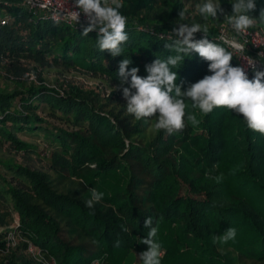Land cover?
I'll return each instance as SVG.
<instances>
[{
	"label": "trees",
	"instance_id": "obj_1",
	"mask_svg": "<svg viewBox=\"0 0 264 264\" xmlns=\"http://www.w3.org/2000/svg\"><path fill=\"white\" fill-rule=\"evenodd\" d=\"M122 2L124 7L119 11L127 17L125 31L129 39L122 45V55L113 57L107 50L98 49V30L87 37L82 35L87 24L53 22L42 13L22 6L20 0H0V21L8 20L6 25H0V144L16 153L35 151L34 144L20 141L14 135L24 129L34 131L43 123L42 119L30 114L36 109L35 101L48 103L52 117H58V111L75 126H90L96 118L93 114L97 95L73 84H68L66 91L60 94L41 82V71L64 65L73 66L84 74L101 76L112 88L119 90V94L108 98L107 101H111L123 97L117 76L123 59H130L129 69L137 67L138 75L146 77L145 65L156 58L163 60L175 55L165 44L172 43L171 31L176 23L184 22L179 21V12L183 10L181 1L166 0V7L155 15L151 14L155 0ZM233 2L221 3L226 14H231ZM256 3L250 15L258 18L264 0H256ZM214 21H223V16L219 19L209 17L207 22L202 19L186 22L206 23L209 27L207 38L229 51L217 39L219 26ZM204 35L198 32L195 38L201 39ZM230 63L239 66L234 55ZM208 64L193 52L173 68L181 90L185 91L210 75ZM33 72H36L35 79L31 76ZM248 78H254V71ZM185 103L186 113L194 115L197 123L185 118L186 126L182 131L168 134L156 130L153 138L143 145L133 141L139 135L140 121L132 123L128 116L112 110H108L107 119H102L116 145L124 148V141L130 143L124 154L101 160L98 173L106 175L114 186L125 182L123 203L133 216L138 240L123 231L121 222L106 212L95 206L88 209L81 199L57 193L45 174L12 163L2 166L20 181L0 175V228L7 231L13 222L12 215L17 214L15 232L22 241L20 250L32 246L52 264H91L95 255L88 256L82 246L69 244L61 238L59 222L48 213L51 210L88 234L106 262L122 264L131 253L139 256L148 247L141 239L149 231L144 227L149 214L137 204L139 200L134 192L137 176L129 157H136L142 160L141 167L152 180L154 191L150 203L161 215V233L155 238L161 244V264H233L219 250L225 248L264 262V135L250 130L242 115L226 107H216L205 114L193 108L190 100L186 99ZM107 105L99 104L97 109L102 110ZM55 138L61 144L60 136ZM62 141L66 143L67 139ZM81 147L90 154L95 151L88 144ZM77 148L68 149L63 144L60 149L50 150L47 160L51 169L69 178L77 176L81 167L79 159L73 161L64 153L72 150L75 154ZM161 181L166 183L163 193L158 192ZM113 190L110 186L108 191ZM164 194L167 200L160 209ZM32 197L40 204L32 202ZM228 228L236 229L235 239L227 243L214 242V237L223 235ZM4 236L0 235V252L7 251V256L0 264H45L22 251L17 252L19 248L4 250ZM117 240L119 247L115 246Z\"/></svg>",
	"mask_w": 264,
	"mask_h": 264
},
{
	"label": "clouds",
	"instance_id": "obj_2",
	"mask_svg": "<svg viewBox=\"0 0 264 264\" xmlns=\"http://www.w3.org/2000/svg\"><path fill=\"white\" fill-rule=\"evenodd\" d=\"M231 4L232 12L226 14L220 0H198L195 12L205 21L209 17L219 19V16H223V20L236 35L229 38L222 33L219 40L232 51L207 38L209 27L206 23L186 22L190 17L185 8L179 12V21L184 22L176 23L177 26L171 31L174 37L172 43L165 44V48L175 55H169L163 60L156 58L145 65L146 77L138 75L137 67L129 69L132 62L130 59H123L119 63L117 76L123 97L127 101L128 114L137 121L155 117L156 122L150 125L151 128L173 134L185 128V118L193 124L197 123L194 115L186 113L185 100L188 99L193 108H198L205 114L216 107H226L242 115L250 130L264 135V71L255 70L256 61L250 56L246 60L254 70L253 79L248 78L244 67H234L230 63L234 53L245 51V44L240 43L237 37L245 35L258 24H264V8H261L260 15L256 18L250 15L257 7L256 0H234ZM75 6L87 18V26L83 28L82 35L87 37L90 32L98 30V49L101 52L107 50L113 57L122 55V45L129 39L125 31L127 17L119 11L124 7L122 0H75ZM80 12L68 14L76 24L79 22ZM198 32L204 33V37L196 39L195 34ZM193 52L209 62L208 70L211 74L182 91L177 84V73L172 69L183 63L185 57L191 56ZM259 56H264V52ZM90 191L91 196L85 201V206L93 209L104 194L95 189ZM90 215H94V212H90ZM144 227L149 231L141 239V243L148 247L139 254L138 259L142 264H161V244L155 239L158 229L153 226L151 217L145 218ZM123 231L127 232L129 229L123 227ZM235 237L236 229L228 228L223 235L214 237V242L227 243ZM119 245L120 241L117 240L115 246Z\"/></svg>",
	"mask_w": 264,
	"mask_h": 264
},
{
	"label": "rangeland",
	"instance_id": "obj_3",
	"mask_svg": "<svg viewBox=\"0 0 264 264\" xmlns=\"http://www.w3.org/2000/svg\"><path fill=\"white\" fill-rule=\"evenodd\" d=\"M156 3L152 5L151 14L155 15L161 12L166 6V0H155ZM181 1L182 8H187L189 20H198L202 19L195 12V4L198 0H179ZM231 0H220V2H230ZM214 24L221 26L226 22L214 21ZM258 26H264V24H258ZM36 72L31 74L32 78H36ZM40 79L45 86L48 88H55L60 94L66 91L68 84H73L80 87L82 90L87 92H92L93 95H97V99L94 102L95 104V119L90 126H75L72 123L63 119L61 113L56 111L58 117H52L50 115V106L44 101H35L33 104L36 106L34 111H30V114H34L37 119H42V124L38 125L36 130L29 131V129H24L21 132H14V135L18 140L24 141L27 143L34 144L35 151L28 152L27 154L22 152H14L8 150V148L0 144V175L6 177L8 180L20 181L12 173L11 170L3 167L4 163H12L19 166L27 167L31 170H37L45 174L48 183L51 188L57 193L69 194L74 196L82 201H86L91 196V189H95L98 192H102L103 199L95 204V207L102 212H106L112 219L119 220L124 227H127L133 238L138 240L136 233V228L134 224L133 216L125 210L124 207V185L125 182H121L119 186H114L106 175L100 174L98 169V163L101 160L107 159L113 155H122L130 147L128 140L124 141V148L116 145L110 135V129L105 125V120L109 117L108 110H112L114 113H119L121 116H128L132 123L137 122L134 117L127 113L126 106L127 101L124 97L118 99H112L107 101L112 94H119V90L112 88L109 83L101 76H92L90 74H84L78 69H75L73 66H64L59 65L55 68L43 70L40 73ZM6 86V82L2 83ZM98 101V102H97ZM108 103L107 106H104L102 110L97 109L99 104ZM159 114L157 113L156 116ZM113 121L111 120V123ZM141 125L139 126V135L133 140L134 143L143 145L145 142L149 141L156 133V130L151 128L150 125L154 124L155 117L151 119L140 120ZM9 128L10 123L7 124ZM55 136H60L62 140L67 139L66 143L61 140L58 141ZM63 144H66L68 149L77 148L78 152L74 154L75 151H66L64 152L69 158L73 161L77 158L81 165L79 173L75 177L64 176L53 169L48 164V156L50 150L60 149ZM82 144H88L89 146L95 149L93 154L83 151ZM63 148V147H62ZM79 157V158H78ZM130 162L133 164L134 171L137 176L136 185L134 186V192L139 200L137 204L148 211L146 217H151L153 219V226L157 227V234L161 233L160 224H161V215L155 210V207L150 203V198L152 197V192L154 187L152 186V180L144 172L141 167V159L136 157H129ZM106 181V182H105ZM123 181V180H122ZM103 182L106 184L103 185ZM110 186L114 188L113 191L109 192ZM166 189V183L160 182L158 187V192L163 193ZM167 195H163L162 201L159 204L162 208L167 200ZM32 202L40 204L39 200L36 197H32ZM48 213L54 217L60 224L61 227V238L72 245L82 246L85 250L86 255H95V258L92 259L91 264L98 262V264H110L104 260L102 253H99L98 248L94 240L85 232L81 231L76 226L72 225L68 219L62 217L55 212L49 210ZM13 222L9 229L5 231L0 228V235H5L2 238L4 245L2 248L12 249L13 251L18 250L21 252V238L15 232L17 223V214L12 215ZM164 232V231H162ZM222 254H225L227 259H231L233 264H264V262L254 261L249 258L238 255L229 248L219 249ZM26 256L33 257L37 262H44L45 264H52L49 261L45 260L40 252H38L32 246H28V249L22 251ZM7 256V251L0 252V261ZM137 253H131L127 258L123 260L122 264H142L138 259ZM102 258V259H101ZM101 259V260H100ZM121 261V260H120Z\"/></svg>",
	"mask_w": 264,
	"mask_h": 264
},
{
	"label": "built area",
	"instance_id": "obj_4",
	"mask_svg": "<svg viewBox=\"0 0 264 264\" xmlns=\"http://www.w3.org/2000/svg\"><path fill=\"white\" fill-rule=\"evenodd\" d=\"M20 2L28 10L34 13H42L44 18L50 19L53 22L65 23L67 25L87 24V18L75 6V1L73 0H20ZM76 12H80L79 22L77 24L68 15L69 13L75 15ZM7 23L8 20L6 18L0 21V25L2 26ZM222 33L229 38L236 35L234 30L226 23L218 28V40ZM237 39L240 43L245 44V51L243 53H234L238 65L244 67L249 76L254 71L246 60V57L250 56L256 61L255 70L264 71V56H259L260 53L264 52V26L251 28L245 35L238 36ZM224 45L229 51H232L228 45Z\"/></svg>",
	"mask_w": 264,
	"mask_h": 264
}]
</instances>
